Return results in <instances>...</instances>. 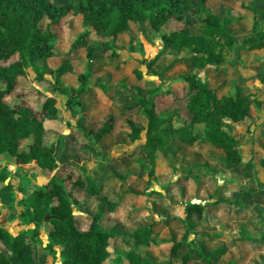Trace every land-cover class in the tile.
I'll return each instance as SVG.
<instances>
[{"label": "trees", "instance_id": "obj_1", "mask_svg": "<svg viewBox=\"0 0 264 264\" xmlns=\"http://www.w3.org/2000/svg\"><path fill=\"white\" fill-rule=\"evenodd\" d=\"M220 1L226 0H0V157L13 162L11 176L24 174L29 166L36 174L47 175L43 184L25 191L17 204L20 212L6 227L0 226V264H38L43 254L57 255L59 264H105L111 255L109 242L124 244L126 238L131 250L113 251L110 264H195L183 249L202 227L205 202L184 204L182 228L159 239L156 222L151 219L142 225L141 214L132 215L123 207L125 193L113 195L112 184L132 183L138 175L114 169L100 152L104 141L122 136L123 140L111 143V153L126 154L142 167L145 182L161 183L155 161L171 144L206 142L223 153L224 165L244 166L255 176V164H242L248 131L233 136L224 129L225 121L239 123L251 117V101L232 83L229 93L221 94L222 88L205 72L226 64L236 66L242 51L264 50V27L257 26L263 14L245 0H228L251 13L254 20L248 34L235 36L231 28L243 17L228 7L223 9ZM68 15L82 22V31L71 44L83 50L85 57L83 70L76 74V87L62 82V76L72 71L67 62L54 69L49 79L38 69V63L59 55L56 43ZM132 29L145 30L161 40L156 54L141 60L144 74L133 70L135 79L148 87L146 96L136 93L126 76L110 77L109 84L99 76L90 82L92 62L111 63L118 57L117 41L132 38ZM165 56L172 60L162 67L160 59ZM180 65H188V71H174ZM162 73H170L182 90L177 93L168 87L162 91L143 77L161 78ZM22 86L30 92H21ZM89 91L95 97L93 109L96 93L104 96L93 116L85 109L84 96ZM167 99L162 106L161 101ZM253 103L256 109L262 107L261 102ZM61 111L75 115L73 122L66 123L67 133L60 143L70 152L65 162L53 155L44 128V122ZM258 165L264 167V158L258 159ZM207 167L206 163L179 167L173 184L196 183L192 170ZM256 185L264 189L257 180ZM9 186L0 184V191ZM219 190L216 187L214 194ZM174 192L180 195L179 189ZM211 203L226 202L215 198ZM76 206L86 213H78ZM43 223L49 225L46 245L39 237ZM196 246L200 260L208 264L220 252L211 250L204 236ZM154 247L160 249V260L150 253Z\"/></svg>", "mask_w": 264, "mask_h": 264}, {"label": "crops", "instance_id": "obj_2", "mask_svg": "<svg viewBox=\"0 0 264 264\" xmlns=\"http://www.w3.org/2000/svg\"><path fill=\"white\" fill-rule=\"evenodd\" d=\"M220 5L222 7L226 6L238 14L237 9L230 1H220ZM243 13L242 15L238 14V16L244 19L245 15ZM243 23L244 20L239 24ZM243 52L246 53V51L240 52V59ZM180 66V69L188 71V65ZM244 72L251 73L249 75L252 78L249 81L237 72L231 75L228 64L207 70L205 76L214 80L217 86L222 88L221 94L229 93V83H232L235 88H242L243 98L247 99L252 87L256 88L259 84L258 79L264 82V65L255 64ZM98 76L109 84L108 78L101 76L100 73H98ZM93 99L95 100V97ZM103 100L104 96L97 92V107L90 112L91 116L97 114L98 105ZM260 116L264 118V113L261 112V108L256 109L253 103L250 118H246L239 123L229 122L224 129L228 133H235V131L240 130L243 124L253 125ZM247 120L249 122H246ZM45 122H49L48 119ZM258 129L257 134L253 133V129L249 130L251 134L248 132V139L242 146V164L245 165L249 162L255 164V176L248 173L244 166L224 165L223 153L206 142H199L193 146H184L175 142L160 156V160L164 161L166 168L170 171L169 177L165 180L160 179L161 183H150L158 186L157 189H150V191L157 192L156 195L145 194L143 190L137 188L136 183L138 182H143L145 188L150 185L143 179L142 167L136 166L126 154L115 156L111 153V143L123 140L122 136L104 141L100 153L108 158V162L112 164L114 169L126 170L130 174L138 175V179L132 183L115 182L112 184L113 195L118 197L121 193H125L122 199L123 207L132 215L141 214L142 217L139 222L142 225L149 224L151 219L156 222L159 239L182 228L184 204L196 201L205 202L202 227L196 232V239H193L192 236L188 238L189 244L183 249V251H189L195 264H208L206 261L200 260L197 250L196 241L201 236L207 238L211 250H220L219 253L213 256L210 264H264V189H260L256 185V180L264 184V167L258 165V159L264 158V123ZM47 133L51 137L50 143L53 155L60 162H65L70 158V152L69 149L62 147L60 143L67 133L66 127L61 132L53 133L50 131ZM252 136H254L253 139ZM105 143L107 144L105 145ZM251 150H253L256 159L252 157ZM248 152L249 154H247ZM158 163L156 160L155 169ZM192 163H206L208 167L207 169L196 168L192 170V175L198 179L196 183L189 181L176 187L173 181L179 174V167L188 166ZM175 164L176 168H174ZM155 173L158 175L156 171ZM169 180L171 183L166 184ZM216 187H219L220 190L215 195L214 190ZM176 188L180 190L178 196L174 192ZM137 194L142 195V197H138ZM215 198L226 203L212 204L211 202ZM16 208H19V210H16L15 215L20 212V207L17 206ZM12 219L10 218V220ZM110 245L114 247V251L127 252L131 250V242L127 238L124 244L110 241ZM159 251L158 247H154L150 251L155 260H160ZM112 258L113 255L108 257L110 262Z\"/></svg>", "mask_w": 264, "mask_h": 264}, {"label": "rangeland", "instance_id": "obj_3", "mask_svg": "<svg viewBox=\"0 0 264 264\" xmlns=\"http://www.w3.org/2000/svg\"><path fill=\"white\" fill-rule=\"evenodd\" d=\"M248 4L253 6L258 12L263 14V17L260 18L257 21L258 27H264V0H245ZM227 8L225 7H222ZM236 8V7H235ZM237 9V8H236ZM238 14L242 15V11L237 9ZM243 15H245L244 23L243 24H237L231 28V33L235 36L243 35L246 33H249L251 30V26L254 22L253 15L249 12H244ZM248 16V17H247ZM82 31V22L80 17H75L68 15L64 21V24L61 28L60 34L57 39V49L59 51L58 56L50 57L40 63H38V69L41 70L43 76L46 79L50 78V75L54 69H56L62 62H67L71 65L72 71L65 73L62 76V82L66 86H77L76 83V74L83 70L84 63H85V57L84 52L81 49L78 48H72L71 44L75 37ZM116 51L118 53V57L112 59L109 64L107 60H97L93 61L91 64V70H92V76L90 79V82H92L96 76H98V73L101 74V76L105 78L110 77H116L121 78V76H126L129 78V84L132 87L133 90H135L136 93H141L142 95H147V86L143 84V82H138L133 74L134 69H140L142 74L145 72L144 65L141 64V60L146 58L153 57L156 52L161 48V40L159 37H153L149 35L145 30H135L132 29V38H124L119 39L115 45ZM187 54V51L180 54V56H183ZM179 56V57H180ZM171 58H167L166 56L160 59V64L162 67H165L169 65L171 62ZM255 64H262L264 65V50H255L251 52L241 53V59L240 57L237 58V64L236 66L229 65V72L231 75H234V72H237L239 74H242L244 78H246L248 81L252 78L250 76L249 72H244L245 70L248 71L250 67H252ZM114 65H117L116 68H114ZM181 68V66H176L174 68V71H178ZM30 77L34 76V72L29 70ZM121 74V75H120ZM144 80L155 82L158 84L159 89L164 91L168 87H173L175 92H180L182 90V84H178V80L173 78V76L170 73H162L161 78L157 77H148L143 76ZM109 82H112L108 80ZM259 81V84L256 88L252 87L251 91L247 95V100L251 101L253 104V101L261 102V112L264 113V82ZM114 82V81H113ZM36 85L39 88H42V84L39 83H32ZM111 85V92H114V87ZM181 88V89H180ZM30 89L26 86H22L21 92H30ZM128 99V98H127ZM93 96L91 95L90 91L87 92L84 96V102H85V109L89 112H92L93 108ZM170 101V99L162 100V106L167 104ZM75 118V115L72 111L70 113L66 111H61V114L58 117L49 118V122H45V128L46 132H61L64 130L67 122H73ZM246 122H249L248 120ZM264 123V118L259 117L257 118L256 122L253 125L247 126V124H243L240 127L239 131H235V133L229 132L231 134L237 135V134H243L246 130L249 132L250 129H253V133L257 134L258 128L262 126ZM226 127V126H225ZM251 134V132H249ZM50 135V134H49ZM254 136H252V139ZM51 139V137H50ZM107 143H105L106 145ZM91 150V149H89ZM89 150H86L87 152H90ZM93 153L97 154L96 151ZM249 154V152L247 153ZM251 155L256 159V156H254L253 150H251ZM158 163L157 168L155 171L158 173V176L161 180H165L169 177L170 171L166 168L164 161L160 160V156L156 159ZM257 162V160H256ZM12 161H9V159L0 157V184H10V186L6 189H3L0 191V226L6 227V223L10 218H14L17 204L19 200L22 199L24 196L25 191L30 188L32 185H41L43 184L46 179L47 175L37 173L35 172V169L31 166H29L24 174H21L19 176L14 175L11 176L9 173L14 171ZM174 168H176V164L174 165ZM36 174V175H35ZM137 188L139 190H143L145 194H148V191L150 189H157L158 186L155 184H150L147 188L144 187L143 182H138ZM76 211L78 213H86V209H83L81 207L76 206ZM24 228H32V225L30 226H24ZM49 230V225L46 223H43L40 225L39 228V237L43 243V245L47 244V232ZM109 252L111 255H113V251L115 250L112 245L109 246ZM109 259L106 261V264H109ZM38 264H59V257L56 255L55 257H51L49 255L43 254L38 261Z\"/></svg>", "mask_w": 264, "mask_h": 264}, {"label": "built area", "instance_id": "obj_4", "mask_svg": "<svg viewBox=\"0 0 264 264\" xmlns=\"http://www.w3.org/2000/svg\"><path fill=\"white\" fill-rule=\"evenodd\" d=\"M225 123L227 124V123H229V121H225Z\"/></svg>", "mask_w": 264, "mask_h": 264}]
</instances>
